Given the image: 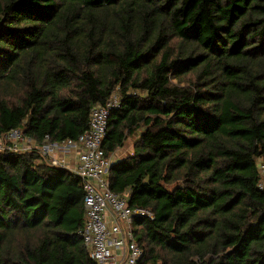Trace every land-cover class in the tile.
<instances>
[{"label":"trees","instance_id":"obj_1","mask_svg":"<svg viewBox=\"0 0 264 264\" xmlns=\"http://www.w3.org/2000/svg\"><path fill=\"white\" fill-rule=\"evenodd\" d=\"M103 141L140 264H264V0H0V135ZM85 190L37 151L0 154V264H99Z\"/></svg>","mask_w":264,"mask_h":264},{"label":"built area","instance_id":"obj_2","mask_svg":"<svg viewBox=\"0 0 264 264\" xmlns=\"http://www.w3.org/2000/svg\"><path fill=\"white\" fill-rule=\"evenodd\" d=\"M120 106L118 93L106 104L94 106L89 128L77 139L51 142L47 137L38 144L20 129L0 135V154L37 151L49 165L79 176L85 190L86 223L82 236L90 256L99 264H140L144 251L135 236L134 219L154 217L149 210L130 206V192L118 194L111 189L110 170L117 158L107 155L103 141L111 112ZM259 167L264 173V165ZM260 187L264 188V184Z\"/></svg>","mask_w":264,"mask_h":264},{"label":"crops","instance_id":"obj_3","mask_svg":"<svg viewBox=\"0 0 264 264\" xmlns=\"http://www.w3.org/2000/svg\"><path fill=\"white\" fill-rule=\"evenodd\" d=\"M133 144L134 143H125V146L122 147L121 149H119L115 154H114V157L117 158L119 157L120 155H122V153H124L125 156H127L132 150L133 152Z\"/></svg>","mask_w":264,"mask_h":264},{"label":"rangeland","instance_id":"obj_4","mask_svg":"<svg viewBox=\"0 0 264 264\" xmlns=\"http://www.w3.org/2000/svg\"><path fill=\"white\" fill-rule=\"evenodd\" d=\"M138 135V134H137ZM137 135H135V136H132V137H130L128 140H127V143H134L135 142V140H136V138H137ZM131 152L129 153V154H132L133 152H132V150H130ZM128 154V155H129ZM125 155H124V153H122V155H120L119 157H124Z\"/></svg>","mask_w":264,"mask_h":264}]
</instances>
